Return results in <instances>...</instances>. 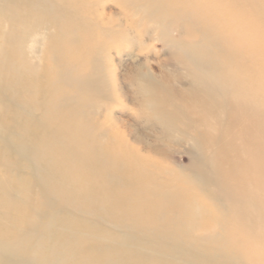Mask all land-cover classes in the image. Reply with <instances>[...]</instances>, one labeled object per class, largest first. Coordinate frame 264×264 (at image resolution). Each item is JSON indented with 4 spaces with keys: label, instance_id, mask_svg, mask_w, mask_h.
I'll return each instance as SVG.
<instances>
[{
    "label": "bare ground",
    "instance_id": "bare-ground-1",
    "mask_svg": "<svg viewBox=\"0 0 264 264\" xmlns=\"http://www.w3.org/2000/svg\"><path fill=\"white\" fill-rule=\"evenodd\" d=\"M181 2L0 0V264H264V0L226 23ZM146 39L175 69H128L148 150L111 56Z\"/></svg>",
    "mask_w": 264,
    "mask_h": 264
},
{
    "label": "rangeland",
    "instance_id": "rangeland-1",
    "mask_svg": "<svg viewBox=\"0 0 264 264\" xmlns=\"http://www.w3.org/2000/svg\"><path fill=\"white\" fill-rule=\"evenodd\" d=\"M181 1L182 0H179V1L176 0V2L180 5L182 3ZM198 1H200L201 7L203 8L204 11L207 12V14L209 15V18L218 19L219 17H222L223 23L230 21V13L243 12L244 14L247 15V12H248L247 9L249 8V6L246 5V8L244 10L243 8L245 6L242 9H239L240 7H237V5H234V3L233 5L230 4L229 0H198ZM108 8H111L116 11L118 9V7H116L112 1L106 5L107 12H108ZM188 8H190V6L188 5L182 7L184 11H188V12L192 11L191 9H188ZM2 9L4 10L3 7ZM232 9H234V11H232ZM200 11H201L200 9L197 10L198 13H200ZM209 18L205 17V21L209 20ZM262 18H264V16ZM260 22H263L262 24H264V19H261ZM169 29L175 34H180L184 36L192 33L190 32V26L186 23H183V24L173 23L170 25ZM224 30H229V29H222V31ZM146 42H147V45L144 47L142 51L139 48L132 47L127 44H123L119 46L118 49H113L111 51L113 64L115 65L116 71L118 73L117 80L119 84V94L121 95L120 105L115 107L113 111V117L116 120H118V122L125 123L129 125L131 129H134V131L132 132V136H130L131 141L134 140L135 142V140L139 141V139L141 138L144 139L145 141V144H144L145 147L143 146L144 150H148V147L155 143L154 135L158 132V130L156 127H153L151 124L146 125V122H147L146 117L142 119L136 118V115L139 112V106L137 105L138 99L133 94L132 88L129 87L128 79L133 74V72L128 69H130V67H133L134 65H137L141 62H148L152 70L155 72L159 70L160 66H164L171 71L175 70L173 64L169 60L168 51L166 50L165 47L162 46L160 42L158 41L150 42L147 39H146ZM262 53H264V44L262 45ZM262 68H263V73H264V67ZM186 84L187 83H185L184 85ZM185 147L186 146H180L178 144V146L176 147L177 150L171 158L172 162H174L177 165H185V166L190 165L191 153H189L187 151V148ZM160 149L162 148L160 147ZM192 156H193V153H192ZM17 173L18 171H16L15 168L13 167L10 170V172H8V177L9 176L15 177V175H18ZM23 173L24 175L27 174L26 171H23ZM58 176L57 175L54 176L53 174V179L43 181L45 182V184H43L42 186L45 188V191L47 193H52L53 189L59 186L60 182L62 181V178L60 179ZM60 186L61 188H63V184H60ZM212 187L214 188V185H212ZM37 192L39 193L40 191H37ZM53 202L55 205H58L57 200H53ZM72 204L76 206L83 205L82 202H80L79 200L77 202L75 201ZM70 206L72 205H69L67 207H70ZM56 207L58 209L59 208L62 209L61 203H59V206H56ZM87 209L88 208H86L85 210ZM5 213H7V209L5 208L4 205H0V216H3ZM85 218L92 219V217L88 216L87 211L85 214ZM251 222L253 223V220H251ZM100 227L106 230H113V228L109 229L107 227V224H104V223H102V226ZM124 234H127V231H124ZM129 234H135V232L133 233L129 232Z\"/></svg>",
    "mask_w": 264,
    "mask_h": 264
}]
</instances>
